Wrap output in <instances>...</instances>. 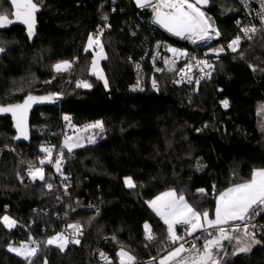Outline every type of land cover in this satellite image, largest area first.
I'll return each instance as SVG.
<instances>
[{
	"label": "trees",
	"instance_id": "1",
	"mask_svg": "<svg viewBox=\"0 0 264 264\" xmlns=\"http://www.w3.org/2000/svg\"><path fill=\"white\" fill-rule=\"evenodd\" d=\"M2 2L11 8L9 0ZM210 3L204 11L220 36L203 44L207 49L225 46L239 32L237 1ZM152 19L151 10L138 8L135 0H117L113 6L110 0H43L31 39L21 25L0 31V46L6 48L0 57V105L20 102L29 93L62 94L56 104L33 112L30 143L14 141L11 118L0 117V217L17 221L11 230L0 223V264H27L8 251L10 244L25 240L40 244L34 264H102L93 258V250L107 236L115 238L102 244L112 264H119L117 248L122 246L138 264L153 257L158 262L173 245L167 241L166 225L145 199L175 189L214 215L215 197L222 190L264 168V113L259 111L264 105V29L243 39L237 52L222 54L208 81L176 83L180 63L172 71L167 65L162 73L147 66L146 89L135 92L129 86L149 42L163 36L177 45L189 43ZM106 22L99 39L107 57L101 61L107 88L91 71L93 50L85 51L89 31ZM62 61H71L72 67L57 73L54 65ZM73 78L92 87L78 88ZM225 99L227 108L221 103ZM65 116L71 117L72 127ZM98 120L103 129L95 130L94 142L72 152L63 147L66 133ZM42 147L72 154L60 177L49 170H44L45 181L28 175L29 166L46 156ZM197 161L203 163L200 170ZM126 177L137 187L128 188ZM46 183L53 185L51 190ZM145 223L156 236L151 242L145 238ZM69 224L85 228L79 244L68 243L63 251L46 244ZM200 237L197 243L202 245ZM256 238L264 240V229ZM224 245L230 254L232 243ZM221 264H264V244Z\"/></svg>",
	"mask_w": 264,
	"mask_h": 264
},
{
	"label": "snow or ice",
	"instance_id": "2",
	"mask_svg": "<svg viewBox=\"0 0 264 264\" xmlns=\"http://www.w3.org/2000/svg\"><path fill=\"white\" fill-rule=\"evenodd\" d=\"M11 8L4 6L2 0H0V29H5L12 26L15 23H20L26 26L27 35L31 39L35 34L36 26V14L41 10L43 6V0H9ZM210 0H135L138 8L150 9L153 14L152 23L158 25L166 32L181 39L189 40L193 44H207L214 37H219L220 32L213 26L212 18L202 10V7L208 6ZM240 2L247 7L248 0H240ZM14 9V11H13ZM262 29H264V0H262V8L258 13ZM107 20V16L104 17ZM239 23V22H238ZM246 38H251L249 33H255L257 28L255 26H244L241 28ZM102 34L100 30L97 34L88 36L87 47L85 51L95 45L100 51L96 54V57L91 62L92 73L97 76L98 79L104 81V85L107 88L108 82L103 75V70L99 69V61L106 59L104 55L103 45L100 42L99 35ZM241 37L238 35L232 41L229 42L227 47L232 52H237L240 45ZM167 51L172 52L178 58L188 56L189 54L181 49L168 47ZM211 52L219 56L224 52V48H211ZM6 48L0 46V53H5ZM193 59H195L193 57ZM164 63L169 65V71L174 70V62H169L164 59ZM203 65L206 68H213L208 60H197V66ZM72 67L71 61H62L54 65V69L57 73L70 70ZM139 65L137 68L139 69ZM189 70L192 68L191 64L185 66ZM203 67L201 71H203ZM255 70V69H254ZM156 71H162L157 68ZM181 72L184 70L181 69ZM187 75V73H185ZM205 76L210 78L211 72L205 73ZM204 77H201V79ZM183 79V78H182ZM180 81H176L179 83ZM191 82V78H189ZM51 83V81H46ZM199 83V79L196 81ZM153 87H157L155 79L152 81ZM139 85V81L137 86ZM76 87L91 88L90 84L86 80L77 81ZM135 90V89H134ZM143 90V89H141ZM61 93H49L45 96H36L28 94L22 103L10 104L7 106L0 105V113H10L14 121V127L19 135L15 139H28V125L27 116L28 112L34 104L41 103H55L60 97ZM225 108L229 106V101L225 99L221 102ZM261 113H264V105L259 109ZM64 120L71 125V117L65 116ZM87 129H103L102 121H95L92 124L85 125ZM94 142V141H93ZM83 145L79 141H72L71 137H66L64 141V148H67L68 152H72L73 148L82 147ZM41 151L46 156L39 161L40 165L47 163H53L51 147H42ZM64 152L61 149L59 155L54 161V166L57 172L61 171V164L63 163ZM203 165L197 161V169L200 170ZM28 175L33 180L37 178L41 181H45V173L43 167H35L30 165L28 169ZM67 179V177H65ZM125 185L128 188H135L137 185L134 183L131 177H126L124 180ZM46 187L51 190L53 185L46 183ZM67 186H65V191ZM215 191V185H213ZM201 194H205L204 189H198ZM152 211L163 221L166 225V238L167 241L173 245L168 250L167 255L159 260V264H221L219 258V252L224 249V241L231 243L235 241V252L247 253L252 251L256 245L264 244V240L256 238V232L250 231L251 229L261 228L264 229V225H257L251 223L252 220L264 213V168L253 169L250 177L247 180L241 182H234L232 186L226 190L221 191L215 197V209L214 218H210L208 210H200L193 204H190L183 194H178L175 189H169L160 193L154 199L146 202ZM0 223L11 230L17 226V221L12 219L8 215L0 217ZM185 225L187 227L182 229L183 234H178L177 226ZM228 225L229 227H225ZM74 230L76 234H82L80 232L79 224H69L67 226ZM146 239L153 241L156 239L153 233L152 227L145 223L144 225ZM214 229V231H208ZM197 231L206 233L203 237L202 245L196 243L200 240V236H196L192 241H187V236H193ZM113 239H115L113 237ZM36 244V247L29 248L25 244H21L19 247L9 245L8 251L15 253L18 256L23 257L27 264H34L32 257L37 256L40 251V244L36 241H32ZM68 243L79 244V239H72L71 241L64 233H56L54 236L47 239L46 244L51 246L55 245L61 251H63ZM189 244V247H185V244ZM100 257L104 259L107 264H112V261L105 256L103 252H100ZM119 258V264H138L137 258L121 247V250L117 253ZM156 258L148 261V264H153ZM45 264L47 262L45 261Z\"/></svg>",
	"mask_w": 264,
	"mask_h": 264
},
{
	"label": "built area",
	"instance_id": "3",
	"mask_svg": "<svg viewBox=\"0 0 264 264\" xmlns=\"http://www.w3.org/2000/svg\"><path fill=\"white\" fill-rule=\"evenodd\" d=\"M236 1L239 5V10H235L234 14H236L235 24H236L239 32L237 35L233 36L227 42V44L225 46L213 47V48L223 47L224 52L220 53L219 56H217L215 53L210 51L211 48L207 49L205 46H203V44H193L191 41H189V43H183V44L177 45V44L173 43L170 39L163 37V36H160V38L156 39L153 42H149L146 45L144 52H143V55H142L141 59L139 60V63L137 64L140 67H139V69L137 68V66L135 68V76H136L135 82L129 86V89L132 91H135V92L144 91L146 89V86H147L146 77H145V72L147 70V66H149V68L152 70L153 73H162L164 71L165 67L167 66L164 63V59H167L169 62H174V64H178V63L181 64L179 71L177 73L178 80L180 81V83H185V82L196 83V81L198 79H199V82L210 80L212 78L214 70H215V63L219 60L220 56L226 52H232L227 47L229 42L232 41L235 37H237L239 35L241 37L240 45L238 48V50H239L241 47L242 40L243 39H249V38H246L244 36V33L241 31V28L244 26H248V27L255 26L257 28V31H258L262 27L261 21H260V16L258 15V13L261 11V8H262V0H248V6L247 7H245L240 2V0H236ZM110 2L113 6L117 2V0H110ZM128 2H130V0H128ZM103 3H105V1H103ZM108 25L109 24L107 22L104 24L101 23V24L96 25L95 28H93L89 31V33L87 35V40H88V36L90 34L95 36V34H97L100 30H102V34H103L104 31L106 30V28L108 27ZM156 26H158V25H156ZM256 32L255 33H249V36L252 38L256 34ZM102 34L99 35V38ZM217 38L218 37H214L211 41H209V43H212ZM168 47L184 50L189 55L185 56V57L178 58L172 52L167 51ZM193 57L195 59H193ZM205 59L208 60L212 65H214V67L209 69V68L203 67V65L197 66V60H205ZM186 64H191L192 68L189 70L188 68L185 67ZM202 67H203V71H201ZM157 68L162 69V71H156ZM181 69H183L184 71L181 72L180 71ZM207 72H211L210 78L205 76V73H207ZM185 73H187V75H185ZM201 77H204V78L201 79ZM189 78H191V82H189ZM81 80H82L81 78H76V79L73 78V79H71V82L76 84L77 81H81ZM138 81H139V85L137 86ZM157 88H158V84H157V87H155V89H157ZM141 89H143V90H141ZM56 103H57V101L55 102V104ZM70 136H71L70 133H66L64 138L66 139V137H70ZM51 148H53V147H51ZM61 149L62 148H58V149L53 148V152H52L53 163H47L46 162L43 165H40V163H38L37 165H34V166L35 167H43L44 170H49L50 174L52 176H54L56 178L60 177V175L62 174V168H61L60 172H57V170L54 166V161L57 158V156L59 155V151ZM62 150L64 152V159H63V163L61 164V167L63 166V164L66 163V161L69 157H72V154L67 156L65 154V150L64 149H62ZM145 201L147 202L148 200L145 199ZM251 223H255L257 225H264V213H261V215L256 216L252 220ZM185 227H187V226H185L183 224L177 226L178 230L181 231V233H182V229ZM225 227H229V226L225 225ZM208 231H214V229H209ZM250 231H255L256 235H257V234L261 233L262 229L261 228H256V229L250 228ZM61 232L64 233L70 241L72 239L81 240L82 236L85 232V228L83 226H80V232L82 234H76V233H74L73 229L68 228V227L65 229H60L57 233H61ZM205 234L206 233L199 231V236H202ZM194 238H195L194 235L193 236H187L186 240L192 241ZM114 241H115V239H113V236L104 237L102 242L99 243V248H96L93 250V258L102 264L106 263V261L100 257V252H103L106 257L111 259V254L102 248V244L103 243H112ZM36 242L39 243L38 241H36ZM226 242L227 241H224V243H226ZM196 243H197V241H196ZM198 245H200V244H198ZM189 246H190L189 244H187V243L185 244L186 248ZM31 247H36V244L31 243L30 248ZM120 250H121V247H118L117 251H120ZM148 261H150V260H148ZM148 261H144V264H148ZM153 264H158L157 259H155L153 261Z\"/></svg>",
	"mask_w": 264,
	"mask_h": 264
},
{
	"label": "rangeland",
	"instance_id": "4",
	"mask_svg": "<svg viewBox=\"0 0 264 264\" xmlns=\"http://www.w3.org/2000/svg\"><path fill=\"white\" fill-rule=\"evenodd\" d=\"M88 41V40H87ZM174 47V46H173ZM92 50H93V52H94V58L96 57V54L100 51V49L99 48H95V45H93V47L91 48ZM104 49V48H103ZM104 55H106V52H105V49H104ZM101 61L102 60H100L99 61V69H102L103 70V67H102V65H101ZM91 71H92V67H91ZM103 75H104V77H105V73H104V70H103ZM106 78V77H105ZM95 130L96 129H87V130H85V127L83 128V129H77V130H75L72 134H71V138H72V141L73 142H75V141H79V143L80 144H82L83 146L85 145V144H87V143H90V142H93V134H95ZM100 130V129H99ZM64 141H65V139H64ZM73 149H76V148H73ZM200 163L201 164H203L201 161H200ZM232 186V185H231ZM230 187V186H229ZM227 189V188H226ZM226 189H224V190H226ZM224 190H222V191H224ZM167 191V190H166ZM165 192V191H164ZM162 193V192H161ZM159 195V194H158ZM209 215H210V218H214V215H211L210 213H209ZM9 216V215H8ZM11 217V216H10ZM12 218V217H11ZM12 219H14V218H12ZM177 231H178V228H177ZM178 234H179V232H178ZM206 235V234H205ZM205 235H203V236H205ZM226 243H229L228 241L226 242ZM232 243V245H231V247H230V254L229 253H226V248L224 247V249L223 250H221L220 252H219V258H220V260H221V263H223L224 262V260H226V259H228V258H231L232 256H233V253L235 252V241H232L231 242ZM230 243V244H231ZM21 244H25V245H27L29 248H30V243L28 242V241H22V242H20V243H13V244H11V245H13V246H16V247H19ZM225 244V243H224ZM226 246V245H225ZM174 247V246H173ZM238 254V253H237ZM165 255H167V253L165 254ZM165 255H163V256H161L160 257V259L162 258V257H164ZM159 259V260H160ZM45 261L46 260H44L41 264H45ZM47 262V261H46ZM47 264H48V262H47ZM158 264H159V261H158ZM172 264H175V262H172Z\"/></svg>",
	"mask_w": 264,
	"mask_h": 264
},
{
	"label": "water",
	"instance_id": "5",
	"mask_svg": "<svg viewBox=\"0 0 264 264\" xmlns=\"http://www.w3.org/2000/svg\"><path fill=\"white\" fill-rule=\"evenodd\" d=\"M210 5H211V3L209 2V5H208V6H204V7H202V9H203V10H204V9H207V8L210 7ZM13 11H14V9H13ZM37 14H38V13H37ZM37 14H36V26H37ZM14 25H21V26H23V27L26 28V26L23 25V24L15 23V24H13L12 26H10V27H8V28L0 29V31L9 30V29H11ZM36 26H35V28H36ZM163 30H164V29H163ZM164 31H165V30H164ZM26 32H27V29H26ZM165 32H166V31H165ZM167 33H168V32H167ZM168 34H170V33H168ZM170 35H171V34H170ZM172 36H173V35H172ZM174 37H176V36H174ZM176 38L181 39V38H179V37H176ZM181 40H182V39H181ZM3 54H4V53H0V57H1ZM29 94L36 95V96H45V95H47V94H49V93H46V94H35V93H29ZM26 96H27V95H26ZM26 96H25V97H26ZM23 100H24V99H23ZM23 100L20 101V102L10 103V104L22 103ZM10 104H1V105H3V106H7V105H10ZM54 104H55V103H48V102H45V103H41V104H34V105L31 107V109H30L29 112H28V116H27L28 139H24L23 137H21L20 139H15V137H17V136L19 135V133L17 132L16 128L14 127V121H13L12 116H11L10 113H0V117H2V116H8V117L11 118V122H12V126H11V128H12V130L15 132L14 141H16V142H26V143H30V142H31V117H32L33 112H34L37 108H39V107H42V106H52V105H54Z\"/></svg>",
	"mask_w": 264,
	"mask_h": 264
}]
</instances>
